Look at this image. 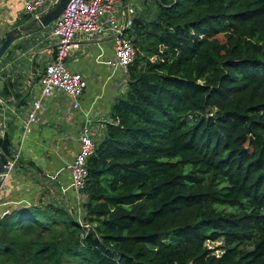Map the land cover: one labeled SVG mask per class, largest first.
Listing matches in <instances>:
<instances>
[{
  "label": "trees",
  "instance_id": "obj_1",
  "mask_svg": "<svg viewBox=\"0 0 264 264\" xmlns=\"http://www.w3.org/2000/svg\"><path fill=\"white\" fill-rule=\"evenodd\" d=\"M152 1L87 160L90 227L53 203L11 210L0 264H264V0Z\"/></svg>",
  "mask_w": 264,
  "mask_h": 264
},
{
  "label": "crops",
  "instance_id": "obj_2",
  "mask_svg": "<svg viewBox=\"0 0 264 264\" xmlns=\"http://www.w3.org/2000/svg\"><path fill=\"white\" fill-rule=\"evenodd\" d=\"M128 1L121 0L119 7L133 6ZM24 3L25 0H0V34L32 18L24 11ZM51 24L17 37L0 59V81L5 83L0 94V137L6 134L9 138L11 157L8 160L20 152L13 171L0 186V217L16 208L44 202L52 188L57 190L56 198L67 196L66 203L74 197L69 164L78 149L84 113L91 110L92 125L98 134L97 127L105 129L109 121L113 100L126 89L123 86L115 91L117 88L111 85L122 76L118 69L113 70L104 63L112 51V33H94L86 39L83 34L77 35L76 46L66 63L70 71L81 73L87 82L79 98L80 107L72 108V98L55 89L42 98L36 120L26 128L30 104L41 91L39 76L54 54V41L49 36ZM84 43L94 44L95 50L78 58L76 53L83 51L77 49ZM59 199L53 204L58 205Z\"/></svg>",
  "mask_w": 264,
  "mask_h": 264
},
{
  "label": "built area",
  "instance_id": "obj_3",
  "mask_svg": "<svg viewBox=\"0 0 264 264\" xmlns=\"http://www.w3.org/2000/svg\"><path fill=\"white\" fill-rule=\"evenodd\" d=\"M54 0H25L24 11L32 18L37 17ZM121 0H70L62 13L52 22L49 36L54 41V54L50 62L46 63L39 76L41 91L33 99L25 122L26 128L36 120L41 100L59 89L72 98L71 106L80 107L79 98L86 88L87 82L79 72H72L66 63L72 50L76 46L77 35H90L110 31L112 37L111 54L104 63L113 70L121 69L133 61L136 49L129 36L135 9L133 6L120 8ZM97 137L92 125L91 110L84 113V120L78 137L77 152L69 164L71 188L73 196L84 199L82 189L87 176V160L94 153ZM18 154L8 160L0 172V186L5 178L13 171ZM81 203V202H80ZM80 209V207L78 208ZM79 223L89 228L90 225L78 219Z\"/></svg>",
  "mask_w": 264,
  "mask_h": 264
},
{
  "label": "rangeland",
  "instance_id": "obj_4",
  "mask_svg": "<svg viewBox=\"0 0 264 264\" xmlns=\"http://www.w3.org/2000/svg\"><path fill=\"white\" fill-rule=\"evenodd\" d=\"M128 2L131 5H133L135 7V9L137 10V13H136L135 17L144 16L145 14H147L150 11V9L152 10V7L154 6L153 5L154 1H152V0H147V1H139V0L138 1H136V0H132L131 1V0H129ZM6 34L7 33L0 34L2 36V37H0L1 38L0 41L5 37ZM81 36H84L85 37L84 39H86V37H88L90 35H81ZM91 37H92V35L90 36V38ZM10 48H11V46H9L6 51H9ZM91 50H95V45L94 44H92V43L91 44L90 43L81 44V45H79V48L77 49V51H83V52L81 54L80 53H76L75 56L79 58V56H81L85 52H88V51H91ZM136 54H137V52H136ZM136 54H135V56H136ZM153 58L154 57H152V59ZM128 65H126L125 67H122L121 69H118L119 73H120V76H122V77H118V80H117L116 84L113 83L111 85L113 88H117V90H115V91H120L121 87L126 86V82H127V75H126L127 71H126V68H127ZM3 87H5V83L3 81H0V94H1V90H2ZM122 89L124 90V88H122ZM0 107H2V106H0ZM110 111H111V107H110ZM110 111L108 112V114H110ZM97 129H98V134L97 135H99V136H97L95 138V140L99 141L102 138V136L105 135V129H102L100 127H97ZM50 192H51V195L47 196V200H44V202L43 201L42 202L38 201V203H41V204L55 203V200L59 199V198H56L58 196L57 195V190L55 188H52V190ZM61 196H62V199H59V204L58 203L57 204L61 205L60 204V202H61L62 205L67 210H70V213L74 217H76L78 219H81L82 215L84 213L83 209H82V202L83 201L82 200H78L75 197H72L71 200L70 201L68 200V202L66 203L67 196L66 195H61ZM79 207H80V209H78ZM81 221H83V220L81 219ZM206 244H207L208 247L212 248L215 253H220L221 252V248L220 247H221V244H222V239H218L216 241H208V242H206Z\"/></svg>",
  "mask_w": 264,
  "mask_h": 264
},
{
  "label": "water",
  "instance_id": "obj_5",
  "mask_svg": "<svg viewBox=\"0 0 264 264\" xmlns=\"http://www.w3.org/2000/svg\"><path fill=\"white\" fill-rule=\"evenodd\" d=\"M69 1L70 0H54L37 17L30 18L27 23L10 29L5 37L0 41V59L6 49L17 37L27 33H31L35 29H42L49 26L62 13ZM0 79H2L1 76Z\"/></svg>",
  "mask_w": 264,
  "mask_h": 264
}]
</instances>
